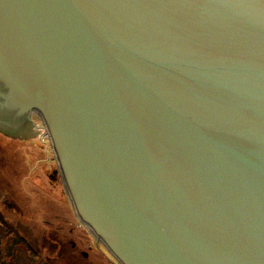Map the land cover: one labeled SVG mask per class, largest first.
Returning <instances> with one entry per match:
<instances>
[{
	"label": "water",
	"instance_id": "water-1",
	"mask_svg": "<svg viewBox=\"0 0 264 264\" xmlns=\"http://www.w3.org/2000/svg\"><path fill=\"white\" fill-rule=\"evenodd\" d=\"M0 84L121 264H264V0H0Z\"/></svg>",
	"mask_w": 264,
	"mask_h": 264
},
{
	"label": "rangeland",
	"instance_id": "rangeland-1",
	"mask_svg": "<svg viewBox=\"0 0 264 264\" xmlns=\"http://www.w3.org/2000/svg\"><path fill=\"white\" fill-rule=\"evenodd\" d=\"M39 130L16 137L0 130V264H121L81 224L61 174L52 182L57 156ZM50 232L67 244L60 260L53 259V250L42 249ZM30 242L34 251L26 246Z\"/></svg>",
	"mask_w": 264,
	"mask_h": 264
},
{
	"label": "flooded vegetation",
	"instance_id": "flooded-vegetation-1",
	"mask_svg": "<svg viewBox=\"0 0 264 264\" xmlns=\"http://www.w3.org/2000/svg\"><path fill=\"white\" fill-rule=\"evenodd\" d=\"M8 95L10 100L6 101L5 97L7 98ZM22 95L23 93L18 88L9 86L6 88L0 84V125L6 130L21 132L28 130L29 127H32L33 131L36 129L31 114L32 106ZM59 175L55 170L51 176L54 178L52 182L59 179ZM72 247H75V244Z\"/></svg>",
	"mask_w": 264,
	"mask_h": 264
},
{
	"label": "trees",
	"instance_id": "trees-1",
	"mask_svg": "<svg viewBox=\"0 0 264 264\" xmlns=\"http://www.w3.org/2000/svg\"><path fill=\"white\" fill-rule=\"evenodd\" d=\"M5 226L12 229V227L7 224ZM54 233L55 232H50L47 236H45L41 241V245H42L43 251H50V249L53 250L54 255L56 257V258L53 257V259L60 260L63 257L62 256L63 254L67 255V251H68L66 247L67 244L64 243V241L61 238L57 237L56 234ZM26 246L30 248V251H34L33 250L34 246L33 244H31V242L26 244ZM82 259L85 260L84 258ZM48 264H52V263H48Z\"/></svg>",
	"mask_w": 264,
	"mask_h": 264
},
{
	"label": "bare ground",
	"instance_id": "bare-ground-1",
	"mask_svg": "<svg viewBox=\"0 0 264 264\" xmlns=\"http://www.w3.org/2000/svg\"><path fill=\"white\" fill-rule=\"evenodd\" d=\"M90 230L98 239H100L99 235L94 230H92V229H90Z\"/></svg>",
	"mask_w": 264,
	"mask_h": 264
},
{
	"label": "built area",
	"instance_id": "built-area-1",
	"mask_svg": "<svg viewBox=\"0 0 264 264\" xmlns=\"http://www.w3.org/2000/svg\"><path fill=\"white\" fill-rule=\"evenodd\" d=\"M48 137H49V135L46 136V138H48Z\"/></svg>",
	"mask_w": 264,
	"mask_h": 264
}]
</instances>
